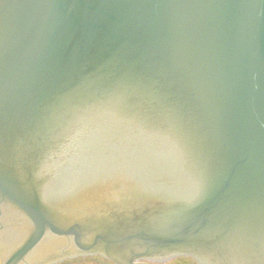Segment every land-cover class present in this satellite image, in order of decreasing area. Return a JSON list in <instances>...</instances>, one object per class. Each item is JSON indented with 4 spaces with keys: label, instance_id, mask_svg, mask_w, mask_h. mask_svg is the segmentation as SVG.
<instances>
[{
    "label": "water",
    "instance_id": "water-1",
    "mask_svg": "<svg viewBox=\"0 0 264 264\" xmlns=\"http://www.w3.org/2000/svg\"><path fill=\"white\" fill-rule=\"evenodd\" d=\"M0 229L264 264V0H0Z\"/></svg>",
    "mask_w": 264,
    "mask_h": 264
},
{
    "label": "flooded vegetation",
    "instance_id": "flooded-vegetation-1",
    "mask_svg": "<svg viewBox=\"0 0 264 264\" xmlns=\"http://www.w3.org/2000/svg\"><path fill=\"white\" fill-rule=\"evenodd\" d=\"M0 229V264H118L100 254L79 253L44 261L36 259H20L11 252H6L10 245L9 239ZM133 264H204L192 255L176 254L168 257H157L140 260Z\"/></svg>",
    "mask_w": 264,
    "mask_h": 264
}]
</instances>
